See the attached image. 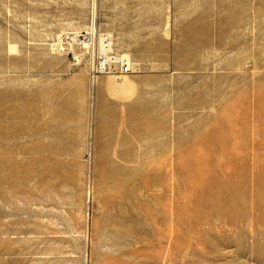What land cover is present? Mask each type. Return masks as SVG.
Returning <instances> with one entry per match:
<instances>
[{
	"label": "rangeland",
	"instance_id": "374dc122",
	"mask_svg": "<svg viewBox=\"0 0 264 264\" xmlns=\"http://www.w3.org/2000/svg\"><path fill=\"white\" fill-rule=\"evenodd\" d=\"M92 22L132 69L94 94L58 48ZM28 141L40 219L0 206V264H264V0H0V145Z\"/></svg>",
	"mask_w": 264,
	"mask_h": 264
},
{
	"label": "crops",
	"instance_id": "0c3cea01",
	"mask_svg": "<svg viewBox=\"0 0 264 264\" xmlns=\"http://www.w3.org/2000/svg\"><path fill=\"white\" fill-rule=\"evenodd\" d=\"M0 146L1 212L21 213L22 223L26 212L35 224L40 219V143L24 142L11 151L4 142Z\"/></svg>",
	"mask_w": 264,
	"mask_h": 264
},
{
	"label": "built area",
	"instance_id": "2783aa9c",
	"mask_svg": "<svg viewBox=\"0 0 264 264\" xmlns=\"http://www.w3.org/2000/svg\"><path fill=\"white\" fill-rule=\"evenodd\" d=\"M100 35L94 22L81 32L66 34L64 42L59 44V51L69 53L73 45L81 48V56L86 57V64L89 70V82L96 85L98 79L103 75H109L113 72V66L118 65L120 76L126 77L132 73L130 65L126 61H115L112 55L111 42L105 38L108 43L106 49H102Z\"/></svg>",
	"mask_w": 264,
	"mask_h": 264
},
{
	"label": "bare ground",
	"instance_id": "6f19581e",
	"mask_svg": "<svg viewBox=\"0 0 264 264\" xmlns=\"http://www.w3.org/2000/svg\"><path fill=\"white\" fill-rule=\"evenodd\" d=\"M105 37V36H104ZM103 36H101V38H100V43H101V47H102V49H106L107 47H108V43L105 41L106 39V37L104 38ZM114 60H116V61H126L129 65H131L130 64V61H129V56L128 55H126V54H123V55H118V56H116V57H114ZM123 77V76H122ZM98 81L96 82V85H92V89H91V91H92V93L91 94H94V91H95V89H96V86H98ZM100 86H102L103 87V82H100Z\"/></svg>",
	"mask_w": 264,
	"mask_h": 264
}]
</instances>
